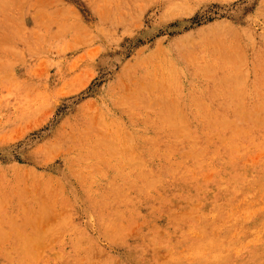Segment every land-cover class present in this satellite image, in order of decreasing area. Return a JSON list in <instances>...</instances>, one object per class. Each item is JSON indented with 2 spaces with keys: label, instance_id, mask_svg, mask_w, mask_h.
<instances>
[{
  "label": "rangeland",
  "instance_id": "obj_1",
  "mask_svg": "<svg viewBox=\"0 0 264 264\" xmlns=\"http://www.w3.org/2000/svg\"><path fill=\"white\" fill-rule=\"evenodd\" d=\"M0 264H264V0H0Z\"/></svg>",
  "mask_w": 264,
  "mask_h": 264
}]
</instances>
